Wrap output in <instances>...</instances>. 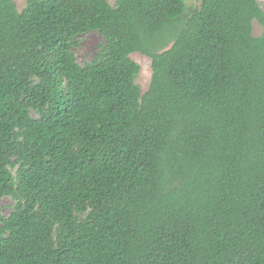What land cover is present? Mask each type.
I'll list each match as a JSON object with an SVG mask.
<instances>
[{"label":"trees","instance_id":"16d2710c","mask_svg":"<svg viewBox=\"0 0 264 264\" xmlns=\"http://www.w3.org/2000/svg\"><path fill=\"white\" fill-rule=\"evenodd\" d=\"M198 1L0 0V264H264V10Z\"/></svg>","mask_w":264,"mask_h":264},{"label":"rangeland","instance_id":"374dc122","mask_svg":"<svg viewBox=\"0 0 264 264\" xmlns=\"http://www.w3.org/2000/svg\"><path fill=\"white\" fill-rule=\"evenodd\" d=\"M110 5H114L116 0H107ZM261 9L264 10V0H257ZM16 9L21 12L25 7L27 0H13ZM187 10L195 9L200 6L198 0H185ZM261 33L260 26L254 22L253 24V34L254 36H259ZM104 43L101 36L96 32L88 33L79 38V46L74 50V55L80 65H83L86 62H90L97 52L100 45ZM129 58L139 66V72L135 78V85L140 90V93H145L150 84L151 80V60L141 54L133 53ZM14 203L9 198L0 199V206L4 216H7L13 207Z\"/></svg>","mask_w":264,"mask_h":264}]
</instances>
